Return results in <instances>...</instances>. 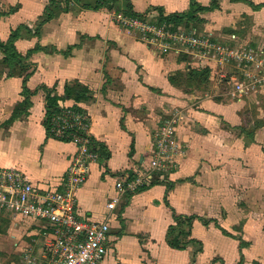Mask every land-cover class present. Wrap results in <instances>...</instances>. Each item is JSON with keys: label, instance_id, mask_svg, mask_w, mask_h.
Here are the masks:
<instances>
[{"label": "crops", "instance_id": "crops-1", "mask_svg": "<svg viewBox=\"0 0 264 264\" xmlns=\"http://www.w3.org/2000/svg\"><path fill=\"white\" fill-rule=\"evenodd\" d=\"M15 1L18 26L25 23L24 31L31 33L44 21L49 0ZM98 1L83 0L81 7L42 24L34 45L31 37L24 39V48L35 47L25 60L33 70L27 81L33 105L8 125L24 99V74L4 79L0 86V166L24 172L39 190L62 189L78 147L48 137L43 88L59 98V105H70L76 101L66 97V88L80 85L86 97L77 104L92 118L91 133L100 160L92 164L76 197L82 217L110 224V248L101 264H252L242 239L220 228L219 203H210V194L200 191L213 186L219 174L210 162L217 160L226 140L217 134L222 131L221 111L207 104L208 92H195L192 97L175 92L173 77L183 66L172 55L159 54L134 34L111 24L103 11L100 21H95V11L83 9ZM195 1L207 5L211 0H131V4L136 13L156 18L160 17L157 8L165 15L182 14ZM249 1L244 4L251 8V3L264 0ZM249 28L255 33L252 41L264 42V30L256 24ZM15 45L18 49V41ZM171 118L178 120L176 138L184 149L176 169L165 176L154 175L145 191L125 196L115 210H108L118 193V178L149 169L154 133ZM7 216L0 213V219ZM32 227L30 239L16 232L4 240L0 264H26V256H42L43 238ZM175 241L179 247H174Z\"/></svg>", "mask_w": 264, "mask_h": 264}, {"label": "rangeland", "instance_id": "rangeland-1", "mask_svg": "<svg viewBox=\"0 0 264 264\" xmlns=\"http://www.w3.org/2000/svg\"><path fill=\"white\" fill-rule=\"evenodd\" d=\"M82 1L80 0V3L77 0H49L48 7L55 15L53 20L66 11L71 12L75 8L81 7ZM128 1L131 2V0ZM104 2L105 7L99 10L93 9L95 5L92 7L86 5L83 9L95 11V21H100L103 11L108 22L124 30L118 15L125 14L126 1L104 0ZM213 2L215 8L211 11L197 12L194 19L189 17L191 19L189 23L185 22L182 25L198 27L202 33H212L216 38L221 36V39L236 34L241 42L245 44L249 42L254 47L264 49L263 41H256V38L252 41L255 33H252V29L249 28L251 24H256L260 31L264 30V1H256L258 5L251 3L250 7L253 12L250 11L251 8L245 5L246 2L250 4L249 0H213ZM15 3V0H0V40L6 41L10 37L9 34L19 32L17 50L23 64V61L28 59L29 51L35 49L33 45L37 41L36 37H40L43 21L38 22V20L39 27H34L31 33L24 31L27 30L25 23L18 26L21 21L14 17L19 11L18 3ZM30 5L33 6L34 4L31 3ZM211 5L212 1L207 5L195 1L191 3L187 12L195 11L201 7L209 8ZM192 6L194 9L191 10ZM241 8L245 9V11L242 10L243 14L239 13ZM153 9L155 8L153 7ZM150 11L152 12V10ZM142 16L145 18L142 21L147 25L166 22H160V17L153 18L144 14ZM20 17L23 18V16ZM206 25L208 30H206ZM10 27L11 30H8ZM18 27H22L21 30L15 29ZM126 31L134 34L139 41L152 47L159 54L172 55L183 66L181 70L176 71L173 77L175 92L182 97L188 95L192 97L191 95L195 92L201 94L208 92L210 99L207 104L216 106L221 111L218 115L222 118V131L217 130L218 125L216 130L218 131L217 134L221 136L222 133L223 139L226 140H222L223 147L218 151L217 160L210 162L214 165V169L219 171V174L215 177L213 186L202 187L203 189L200 191L205 190L210 194V203H219L220 207L215 206L218 210L221 208V215L217 221L220 223L222 231L226 235H235L242 239L243 247L248 251L247 257L251 259L252 264H264V88L255 91L250 90L248 95L243 94L233 98L229 92L233 86L231 83V79L234 78L233 73L237 78V72H240L237 65L229 63L231 65L226 66L212 61L199 62L185 52L181 43L165 48L162 43L168 42L154 40V43H151L157 35L147 33L144 28H131L126 29ZM263 36L264 33L262 32L261 38ZM29 37L34 43L31 44L30 48H24V44H27L25 40L30 39ZM94 39H99V37ZM209 63L216 67L211 68ZM20 72H22L20 65L7 61L4 54L0 52V86L4 79ZM247 84L249 83L247 82ZM249 89L251 88L248 87ZM1 93L2 90L0 89V95ZM31 96L24 95L23 101L19 102L12 113L11 119L17 120L21 115H26L28 108L33 105ZM198 101L196 99L195 102ZM204 133L206 132L204 131ZM213 208H215L214 205ZM32 224L31 221L20 220L11 215L1 217L0 246H4V240L16 232L20 236H24L25 239H30L28 233L32 231Z\"/></svg>", "mask_w": 264, "mask_h": 264}, {"label": "built area", "instance_id": "built-area-1", "mask_svg": "<svg viewBox=\"0 0 264 264\" xmlns=\"http://www.w3.org/2000/svg\"><path fill=\"white\" fill-rule=\"evenodd\" d=\"M118 17L124 30L144 28L147 33H155L157 37L151 43L163 40L168 42L162 43L165 48L181 43L185 52L199 62L237 65L240 72H237V78L233 73V86L229 92L233 98L264 88V49L241 42L236 34L221 39L212 33H202L198 27L167 22L147 25L142 21L144 17L125 14ZM59 106L62 112L50 120V138L66 140L78 147L63 179L62 189L39 190L24 172L0 166V213L32 221L39 229L43 238L42 256L28 255L26 264H101L110 248V224L82 217L76 197L87 181L92 164L100 160L91 133L92 118L80 104ZM177 123V119L165 120L154 133L155 151L149 169L135 170L118 178V193L109 202L108 210H115L125 196L150 187L154 175L165 176L176 169L178 158L184 155L183 146L176 138Z\"/></svg>", "mask_w": 264, "mask_h": 264}, {"label": "trees", "instance_id": "trees-1", "mask_svg": "<svg viewBox=\"0 0 264 264\" xmlns=\"http://www.w3.org/2000/svg\"><path fill=\"white\" fill-rule=\"evenodd\" d=\"M126 1V9L125 10V15L129 16V17H135V18H143L142 14H138L134 11L133 6L131 4L130 1L125 0ZM212 1V5L211 7L207 8V7H201L198 8L195 11H190V12H186L183 14H174V15H164L162 12L161 8H157L159 14H160V22H164L166 21L167 23H174L176 25H180L183 24L185 22H188L191 20L190 18H195V14L197 12H207V11H211V9L215 8V4H213V0ZM77 2H80V0H77ZM105 7V2L104 0H99L97 2V4L93 7V9L95 10H99L101 8ZM194 9L193 6L191 7V10ZM55 17L54 12L52 10H50V8H46V13H45V18L44 21L42 22V24L52 20ZM190 17V18H189ZM18 34L19 32H13L9 39L7 41H2L0 40V52L2 54H4L5 59L7 61H12L17 63L18 65H20L21 70L24 74V90H23V94L24 95H32L33 93L28 89L27 87V81L30 78L31 74L33 73V70H30V66L27 65L24 61L22 64V58L20 56V54L18 53V50L16 48V41L18 38ZM29 68V69H28ZM28 69V71H27ZM44 92L46 93V113H45V117H44V125L46 127L47 133H48V137H50L49 135V129H50V120L52 118L53 115L62 112V109L59 106V98L57 96H54L52 94V91L43 88ZM66 97H68L69 99H73L74 101H76V103H80L82 100L85 99L86 97V91L84 88H82L80 85L79 86H75V87H69L67 86L66 88ZM77 110H79L77 108ZM14 121V118H12L9 122L8 125L10 123H12ZM63 142H69L66 140H63ZM147 188L141 189L140 191H145ZM189 221V219H188ZM174 247H179L178 243L175 241L173 243Z\"/></svg>", "mask_w": 264, "mask_h": 264}]
</instances>
